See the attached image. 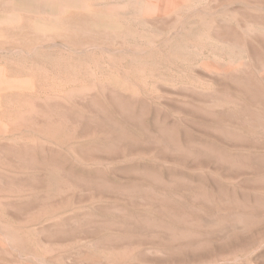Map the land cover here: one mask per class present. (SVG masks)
I'll list each match as a JSON object with an SVG mask.
<instances>
[{
  "label": "rangeland",
  "instance_id": "obj_1",
  "mask_svg": "<svg viewBox=\"0 0 264 264\" xmlns=\"http://www.w3.org/2000/svg\"><path fill=\"white\" fill-rule=\"evenodd\" d=\"M0 69V264H264V0H0Z\"/></svg>",
  "mask_w": 264,
  "mask_h": 264
},
{
  "label": "bare ground",
  "instance_id": "obj_2",
  "mask_svg": "<svg viewBox=\"0 0 264 264\" xmlns=\"http://www.w3.org/2000/svg\"><path fill=\"white\" fill-rule=\"evenodd\" d=\"M22 6V5H21ZM3 70V69H2ZM76 73V72H75ZM6 77V76H5ZM73 77V76H72ZM75 78V77H74ZM73 78V79H74ZM15 82V81H14ZM5 84V79L3 78V74L2 71L0 69V85H4ZM1 126V125H0Z\"/></svg>",
  "mask_w": 264,
  "mask_h": 264
}]
</instances>
